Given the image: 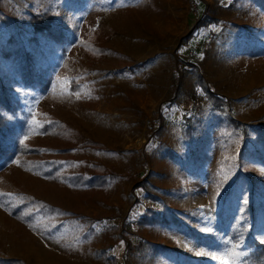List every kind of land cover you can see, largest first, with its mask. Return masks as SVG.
Returning a JSON list of instances; mask_svg holds the SVG:
<instances>
[{
	"label": "rangeland",
	"instance_id": "1",
	"mask_svg": "<svg viewBox=\"0 0 264 264\" xmlns=\"http://www.w3.org/2000/svg\"><path fill=\"white\" fill-rule=\"evenodd\" d=\"M45 13L76 40L62 54L40 37V62L55 66L50 92L24 88L0 61V74L30 115L24 141L38 152L28 159L87 178L102 165L127 179L106 190L76 189L18 158L0 171V260L253 264L254 242L264 244V164L240 158L245 134L229 135L224 124L231 109L244 124L264 125V53H244L264 48L261 7L234 0H0V45L17 28L28 49L29 17ZM203 16L204 26L195 28ZM190 63L228 101L226 111L195 86ZM53 122L77 134L41 133ZM198 152L204 164L193 161ZM140 182L145 188L130 202ZM148 208L166 212L171 225L139 227Z\"/></svg>",
	"mask_w": 264,
	"mask_h": 264
},
{
	"label": "trees",
	"instance_id": "2",
	"mask_svg": "<svg viewBox=\"0 0 264 264\" xmlns=\"http://www.w3.org/2000/svg\"><path fill=\"white\" fill-rule=\"evenodd\" d=\"M236 3L246 1L256 7H261L264 11V0H234ZM207 9V7H206ZM209 12V9H208ZM29 22L33 26L34 34L26 37L29 48L27 49L25 42L22 40V32L16 28V24L9 20L10 25H14L17 33L11 35L5 44L0 45V61L4 60L9 63L10 71L13 74V80L21 84L26 89L37 91L41 96H46L54 83L55 66H44L40 62L39 55L41 54L40 37H45L46 40L55 42L62 51V54L67 53L68 47L75 44L76 40L72 36L65 35L59 30L55 24L54 17L50 13L44 15H32L29 17ZM206 18L203 16L195 28L204 26ZM195 28L185 37L188 43L195 37ZM88 47V46H87ZM27 49V50H26ZM100 51V50H99ZM101 52V51H100ZM246 55L259 56L264 53V48L251 47L244 50ZM190 70L196 75L197 81L195 86L201 88L204 95L211 101L214 108L225 110V104L228 102L223 96L214 92L205 82L203 76L198 72V65L190 63ZM73 91H78V86L72 84ZM230 120L225 123V128L229 135L245 134L242 138L239 157H256L264 164V125H247L234 116V112L229 109L227 111ZM30 115L23 109L18 95L8 86L5 78L0 74V171L8 165L15 162L18 158L26 163L27 167L38 171L42 176L54 178L56 181L64 182L72 188H91L97 190H106L120 180L127 179L126 175L118 174L110 171L102 165H93L94 175L87 178L81 174H66L61 173L59 165L52 161H35L28 159V156L37 154V149L29 147L24 141V136L29 133L30 125L28 118ZM223 124L224 121L220 120ZM252 131L253 141L251 145ZM43 134H60L63 136L76 135L77 132L67 127L60 122L43 124L40 128ZM224 141H228L226 136H223ZM85 146L91 147L97 151H104L106 147L100 143L87 141ZM168 154L175 157L171 150ZM204 154L199 152L193 157L195 163L204 164ZM241 167L238 168L240 170ZM147 182V181H146ZM144 187L143 183L134 185L132 194L129 196L130 202H137L135 191ZM149 198V197H148ZM158 201L155 197H150V200ZM47 210H52L50 206H45ZM31 213L29 217H33ZM173 219L166 212L161 213L157 210L148 208L142 217L138 220L137 225L141 228L153 227L158 225H171ZM153 249H157L156 244H150ZM255 250L251 252L248 260L253 264H264V244L254 242ZM0 264H19L17 260H0Z\"/></svg>",
	"mask_w": 264,
	"mask_h": 264
},
{
	"label": "bare ground",
	"instance_id": "3",
	"mask_svg": "<svg viewBox=\"0 0 264 264\" xmlns=\"http://www.w3.org/2000/svg\"><path fill=\"white\" fill-rule=\"evenodd\" d=\"M177 26V25H176Z\"/></svg>",
	"mask_w": 264,
	"mask_h": 264
}]
</instances>
